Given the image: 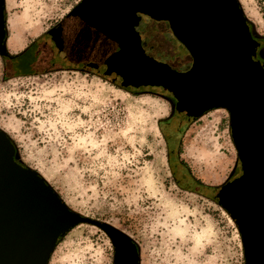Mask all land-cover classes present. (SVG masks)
I'll return each instance as SVG.
<instances>
[{"label":"rangeland","instance_id":"obj_1","mask_svg":"<svg viewBox=\"0 0 264 264\" xmlns=\"http://www.w3.org/2000/svg\"><path fill=\"white\" fill-rule=\"evenodd\" d=\"M81 1L6 0L10 53L17 54L8 45L13 39L22 42L17 51L39 50L46 32ZM240 2L262 50L264 0ZM139 31L156 59L191 62L168 27L147 21ZM23 57L0 55V128L21 163L40 172L74 210L131 236L142 264H244L236 222L218 201L178 183L169 160L172 137L178 158L199 181L221 186L236 176L227 109L176 123L171 95L157 87L124 89L86 63L70 65L80 56L56 58L60 66L49 70L15 72L11 64ZM114 254L105 229L82 222L62 235L48 264H113Z\"/></svg>","mask_w":264,"mask_h":264},{"label":"water","instance_id":"obj_2","mask_svg":"<svg viewBox=\"0 0 264 264\" xmlns=\"http://www.w3.org/2000/svg\"><path fill=\"white\" fill-rule=\"evenodd\" d=\"M168 27L191 65L150 55L138 26ZM240 0H82L45 34L61 58L77 57L122 87L153 86L174 101L176 123L225 108L240 172L216 189L186 190L215 199L236 222L244 264H264V56ZM6 0H0V55L7 46ZM83 54V55H82ZM172 122V121H171ZM87 222L104 228L113 264H142L141 248L117 227L71 208L50 182L18 160L0 128V264H48L61 235Z\"/></svg>","mask_w":264,"mask_h":264},{"label":"flooded vegetation","instance_id":"obj_3","mask_svg":"<svg viewBox=\"0 0 264 264\" xmlns=\"http://www.w3.org/2000/svg\"><path fill=\"white\" fill-rule=\"evenodd\" d=\"M147 21H148L147 19H142V21L140 22V25L138 26V30L141 29L139 28L141 24L145 23V25H147ZM41 44L42 45L39 46L40 47L39 50L34 51V52H28L29 50L28 49L23 54H21V55H24V57L21 58L18 62H13V65L11 64L10 66L11 69H15V72L19 71V72L25 73V72H35L37 70H49L52 67L54 68L56 66H60L59 62L54 61V59L56 58L62 59L60 55L55 52V49H53V47L49 45L45 39H44V42H42ZM44 44H46V46L49 45L52 50L50 49L45 50ZM260 49H259L260 56H264V48L262 50ZM3 57L6 60L7 58L9 59L15 58L11 56H3ZM79 65L80 64L76 65V67H80ZM190 65H191V62L190 63L188 61L185 63L182 62L181 68L182 70H186ZM91 69L94 70L93 68ZM168 98L171 99L172 97L168 96ZM169 141H170L169 160H170V164L172 166V172H173V175L176 181L180 183L183 187L187 186L189 183L192 184L193 182H195L197 184L196 186H194V189L197 191L200 190V188L198 187L200 185L202 186L205 185L206 188L216 189L217 186L206 185L203 182L199 181L196 177L193 176V174L186 167V165L181 164V160L178 158V156L180 155V151L176 148L175 142L172 137L169 138Z\"/></svg>","mask_w":264,"mask_h":264},{"label":"crops","instance_id":"obj_4","mask_svg":"<svg viewBox=\"0 0 264 264\" xmlns=\"http://www.w3.org/2000/svg\"><path fill=\"white\" fill-rule=\"evenodd\" d=\"M17 42H18L17 44L8 43V45L11 50L16 51L15 53L18 54L19 52H22L23 50L17 51V49H19L22 46L21 40H17Z\"/></svg>","mask_w":264,"mask_h":264},{"label":"trees","instance_id":"obj_5","mask_svg":"<svg viewBox=\"0 0 264 264\" xmlns=\"http://www.w3.org/2000/svg\"><path fill=\"white\" fill-rule=\"evenodd\" d=\"M145 26V23H143V24H141V26L139 27V28H141V27H144ZM182 46H184L183 44H181ZM185 48V47H184ZM185 50H186V48H185ZM25 51H27V50H23L22 52H20V53H18V54H15V56L14 57H18L19 55H21V54H23ZM191 62H192V60H191ZM122 88H124V89H127V90H129L130 89V87H122ZM181 164L182 165H186V164H184L182 161H181ZM64 235V234H63ZM62 237V235L60 236V238ZM59 238V239H60Z\"/></svg>","mask_w":264,"mask_h":264},{"label":"bare ground","instance_id":"obj_6","mask_svg":"<svg viewBox=\"0 0 264 264\" xmlns=\"http://www.w3.org/2000/svg\"><path fill=\"white\" fill-rule=\"evenodd\" d=\"M17 40H18V39H13V40H11V43H12V44H13V43H14V44H17V43H18Z\"/></svg>","mask_w":264,"mask_h":264}]
</instances>
